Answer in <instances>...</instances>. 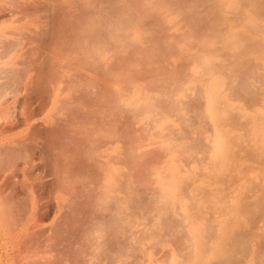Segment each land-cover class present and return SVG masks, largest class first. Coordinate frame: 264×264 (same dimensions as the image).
Returning <instances> with one entry per match:
<instances>
[{"label":"rangeland","instance_id":"1","mask_svg":"<svg viewBox=\"0 0 264 264\" xmlns=\"http://www.w3.org/2000/svg\"><path fill=\"white\" fill-rule=\"evenodd\" d=\"M0 264H264V0H0Z\"/></svg>","mask_w":264,"mask_h":264},{"label":"bare ground","instance_id":"2","mask_svg":"<svg viewBox=\"0 0 264 264\" xmlns=\"http://www.w3.org/2000/svg\"><path fill=\"white\" fill-rule=\"evenodd\" d=\"M224 157H225V160H228V158H229L227 155H224Z\"/></svg>","mask_w":264,"mask_h":264}]
</instances>
